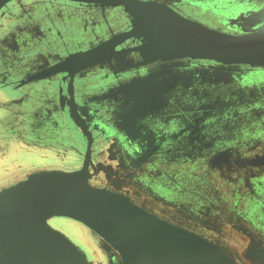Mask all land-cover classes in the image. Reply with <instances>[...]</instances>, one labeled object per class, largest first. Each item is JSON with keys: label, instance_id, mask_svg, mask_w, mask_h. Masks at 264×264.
<instances>
[{"label": "flooded vegetation", "instance_id": "1", "mask_svg": "<svg viewBox=\"0 0 264 264\" xmlns=\"http://www.w3.org/2000/svg\"><path fill=\"white\" fill-rule=\"evenodd\" d=\"M53 1H57L55 5L60 8L83 10L86 15L79 23L88 35L93 34V38L85 36L87 41L95 43H87L85 48L77 51L46 54L45 65L29 66L30 51L36 49L27 52L19 41L31 26L36 27L35 21L39 20H35L34 15L40 2L10 0L0 8V191L39 171L86 169L90 185L122 194L160 219L204 237L225 252L232 264H264V143L259 144L260 139L264 142V137L257 129L264 128V121L262 124L252 121L253 131L261 137L259 140L255 135L246 136L242 129L237 138H245V145L230 141L240 148L241 155L259 154L250 163H239V172L233 174L235 178L231 176L229 179V173L225 175L223 186L212 191L213 200L201 203L200 199L189 195L186 198L192 207L199 209L185 211L188 204L178 202L180 196L184 197L183 192L177 183L171 181L177 199L167 203L162 196L165 195L162 177L154 172L150 178L146 177L145 165L139 164L141 151L134 138L136 132L130 133V139L122 136L118 129L111 131L104 125L108 119L103 112L104 105L120 107L124 102L105 99L109 91L130 87L132 82L163 62L144 64L141 52L134 50L142 40L132 37L117 47L114 58L82 70L73 78L68 72L46 74L53 65L71 54L94 47L133 26L130 14L121 6ZM236 1L178 0L168 5L183 16L212 25L215 19L231 16L236 10ZM252 4L259 9L264 7L259 2ZM223 30L237 33L230 26ZM78 36L84 37V34ZM74 112L91 140L74 119ZM117 112L121 118L120 108ZM148 118L144 125L148 132L163 130L162 127L166 126L167 119L150 124ZM156 181L158 185L153 187L150 183ZM183 211L188 215L185 216ZM51 225L64 231V226L53 222ZM65 227L82 233L80 237L70 235V238L94 264H116L121 260V255L88 226L79 222L78 226Z\"/></svg>", "mask_w": 264, "mask_h": 264}, {"label": "water", "instance_id": "2", "mask_svg": "<svg viewBox=\"0 0 264 264\" xmlns=\"http://www.w3.org/2000/svg\"><path fill=\"white\" fill-rule=\"evenodd\" d=\"M10 0H0V8ZM121 6L132 28L85 51L71 54L47 73H76L102 64L117 47L142 40L143 63L206 59L224 64L264 66V24L242 33L210 27L157 0H72ZM40 75H35L37 77ZM74 119L90 137L74 112ZM91 140V137H90ZM54 217L80 221L103 237L121 264H232L212 242L142 209L128 197L89 184L87 170L36 172L0 191V264H94Z\"/></svg>", "mask_w": 264, "mask_h": 264}, {"label": "rangeland", "instance_id": "3", "mask_svg": "<svg viewBox=\"0 0 264 264\" xmlns=\"http://www.w3.org/2000/svg\"><path fill=\"white\" fill-rule=\"evenodd\" d=\"M163 1L174 3L178 0ZM237 1L236 10L231 16L215 19L212 25L198 21L220 30L230 26L237 33L244 32L252 22H257L255 27L264 24V7L259 9L252 4L259 2L264 6V0H243L248 5L242 0ZM38 2L35 9L37 16L34 17L39 21H35L36 27L31 26L25 31L27 35L19 41L27 52L31 48L36 49L30 51L29 66L45 65L46 54L81 50L86 47L85 44L93 42L87 41L85 37L93 38V34L88 35L79 23L86 15L83 10L60 8L55 5L57 1L53 0ZM82 33L84 37L78 36ZM148 72L132 82L130 87L108 92L105 99L124 102L120 107L104 105L103 112L108 119L104 125L111 131L118 129L125 138H130V133L136 132L134 138L141 151L139 164L145 165L148 172L146 177L150 178L151 172L162 177L161 186L165 193L162 196L167 199V203L176 202L172 182L177 183L184 195L179 197L178 202L188 204L185 205V211L194 212L199 208L192 207L193 204L186 197L193 195L201 203L213 200L212 191L223 186L225 175L229 173V179L231 176L235 178L233 174L239 172V163H250L259 154L253 152L250 156L241 155L240 148L230 141L245 145V138H237L242 129L246 131V136L255 135L258 140L261 138L258 134L264 137V128L258 127L260 131L257 134L252 125V121L256 124L264 121V66L184 58L163 62ZM119 108L121 118L118 117ZM57 111L59 114V108ZM156 114L160 116L157 118ZM146 118L151 120L150 124L158 119L160 122L167 119V123L162 127L163 130L148 132L144 126ZM164 130L167 131L161 136L160 132ZM260 142L264 143L261 139ZM221 146L226 149L221 151ZM240 178L241 174L238 182ZM150 184L157 187L158 182ZM184 214L188 215L186 212ZM49 222L64 226L69 237L82 235L79 231H70L69 227V230L65 227L78 226L80 221L54 217ZM80 228L83 229L82 226ZM121 262L122 259L116 264Z\"/></svg>", "mask_w": 264, "mask_h": 264}]
</instances>
